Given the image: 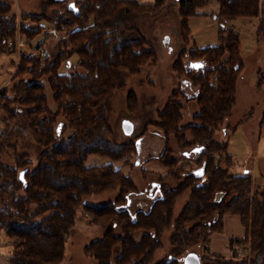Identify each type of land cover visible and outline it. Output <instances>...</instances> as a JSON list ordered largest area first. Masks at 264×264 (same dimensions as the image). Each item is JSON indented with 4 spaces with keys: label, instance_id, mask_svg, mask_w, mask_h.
<instances>
[{
    "label": "trees",
    "instance_id": "trees-1",
    "mask_svg": "<svg viewBox=\"0 0 264 264\" xmlns=\"http://www.w3.org/2000/svg\"><path fill=\"white\" fill-rule=\"evenodd\" d=\"M166 1L47 0L59 13L53 19L56 29L64 33V49L53 59L40 54L42 43L34 47L38 56L21 53L13 77L17 82L10 88L13 96L6 94V87L0 90V110L8 115L2 119L9 121L17 115L15 109L20 111L41 148L35 166L26 154H15V164L10 165L2 159L9 146L8 133L0 131V232L12 239L9 264H62L80 206L92 224L104 228L102 237L84 245L85 253L97 264H149L162 247V233L171 227L172 249L155 264H182L180 258L189 246L223 230L226 213L238 215L245 227L243 237L229 239L230 247L238 241L242 250L227 257L206 253L200 257L201 264H264V185H255L248 169L234 172L235 159L227 150V141L215 137L236 102L243 69L239 33L225 22L260 15L264 0H217L219 9L211 15L220 22L218 42L190 49L188 65L181 60L186 55L185 49L181 50L175 68L195 88L193 99L198 110L191 123L181 125L184 101L191 98L177 88L160 112L158 125L166 142L158 159L167 174L155 182L157 196L147 209H131L129 194L136 186L112 162L86 164L92 153L128 161L131 151H137L134 141L115 143L107 137L111 133L109 102L115 91L126 87L127 74H136L143 65L157 60L155 48L130 23L140 14L158 12ZM209 2L177 0L181 35L186 42L191 34L189 17L203 14L200 8ZM42 18L48 16L23 12L18 21L13 0H0V51L14 52L15 46L8 41L18 32L29 45L41 30L38 22ZM28 19L36 20L35 25L30 26ZM73 53L81 70L60 72L62 61ZM46 77L52 101L43 81ZM127 101L130 110H135L137 98L132 91ZM60 117L72 130L69 137L60 135ZM187 131L192 137L189 140L185 138ZM171 134L182 147L191 148L184 150L185 156L198 148V168L176 187L164 181L166 176L177 174L179 165L168 143ZM116 187V197L105 204L85 202L91 193ZM185 193L188 200L173 219L174 206Z\"/></svg>",
    "mask_w": 264,
    "mask_h": 264
},
{
    "label": "rangeland",
    "instance_id": "rangeland-1",
    "mask_svg": "<svg viewBox=\"0 0 264 264\" xmlns=\"http://www.w3.org/2000/svg\"><path fill=\"white\" fill-rule=\"evenodd\" d=\"M13 2L18 21L21 20L23 12L44 13L49 19L42 18L38 22L41 30L32 37L29 45L25 43L24 36L18 32L21 38L19 48L15 47L14 52L0 51V90L6 87V94L10 97L13 96L10 88L14 82H17V79L14 80L13 77L21 53L33 52L38 56L34 47L42 43L47 56L53 59L57 52L64 49L61 43L64 33L56 29L53 19L59 17V13L55 12L56 8L53 5H47V0H13ZM218 9L217 0H210L206 6L200 8L203 14L189 17L188 26L191 34L187 42L181 35V16L178 12L177 0H167L158 12L140 14L130 23L135 25L155 48L157 60L146 63L136 74H127L126 87L115 91L112 95L108 109L111 133H108L107 137L115 143L134 141L137 151H131L128 161L124 159L115 161L107 156L92 153L88 155L86 164L90 166L112 162L129 175L136 186V191L129 194L130 207L133 211L148 208L153 198L157 196L155 182L167 174V168L158 159L166 142L158 122L159 114L173 90L182 88L191 98L184 101L181 125L186 126L191 123L194 113L198 110V105L193 99L195 88H192L187 76L181 77L178 74L175 63L180 59V52L183 49L186 55L181 60L188 65L191 58L187 52L190 49L215 45L218 42L220 22L211 15ZM28 23L34 26L36 20L28 19ZM225 26L239 33L243 69L237 81L236 102L230 114L218 126L215 137L227 141V150L235 159L234 172H246L248 169L255 178V185H264V11H261L258 16H238L230 19L225 22ZM77 61V54H71L68 59L62 61L60 72L81 70L76 66ZM43 81L48 98L52 101L47 77ZM130 91L137 98L135 110H130L128 106ZM12 108L14 109V106ZM251 110L252 112L248 114ZM14 111L17 115L9 121H4L2 117H8V115L4 110H0V131L8 133L9 144L2 154V159L14 165L15 154H26L33 160L32 165L35 166L41 148L35 143L23 114L17 109ZM60 119V135L69 137L72 130L68 128L63 118L60 117ZM185 138L188 140L192 138L189 131L185 132ZM168 143L172 149L171 154L178 159L179 165L177 174L166 176L164 181L170 187H176L187 173L198 168L196 163L198 154L197 150L192 149L190 155L185 156L184 150L191 148L182 147L174 134L169 136ZM252 157L254 161L250 159ZM239 164L242 165L241 168ZM118 192L119 188L116 187L91 193L85 197V202L91 205H102L113 200ZM188 197L189 194L185 193L178 199L174 206L173 219L178 217ZM75 219V227L66 241L65 258L62 264H97L94 258L85 253L84 245L102 237L104 228L92 224L83 214L82 206L78 208ZM119 230L118 226L117 232ZM172 232L171 227L162 233V247L156 251L149 264H155L169 255L172 249L170 244ZM140 234V232L137 233V239ZM244 235L245 227L239 216L226 213L223 230L211 234L205 242L189 246L182 253L181 263L201 264L200 257L206 253H220L226 257L229 254L232 255V246L239 243L234 241L230 247L229 239H238ZM11 241L8 235L3 231L0 232V264H9V257L13 251ZM118 248H115V255L118 253Z\"/></svg>",
    "mask_w": 264,
    "mask_h": 264
},
{
    "label": "built area",
    "instance_id": "built-area-1",
    "mask_svg": "<svg viewBox=\"0 0 264 264\" xmlns=\"http://www.w3.org/2000/svg\"><path fill=\"white\" fill-rule=\"evenodd\" d=\"M20 41H21V38H20L19 34H17V36L14 39L8 41V45H10V46L14 45L18 49L20 46L19 45ZM40 54L43 56H46L47 55L46 49H44L43 47H40ZM239 167L241 168L242 165L239 164ZM241 250H242V247L239 244L233 245L231 248L232 254L240 252Z\"/></svg>",
    "mask_w": 264,
    "mask_h": 264
},
{
    "label": "crops",
    "instance_id": "crops-1",
    "mask_svg": "<svg viewBox=\"0 0 264 264\" xmlns=\"http://www.w3.org/2000/svg\"><path fill=\"white\" fill-rule=\"evenodd\" d=\"M138 1H140L142 3H152V2H154V0H138ZM250 159H253V157L250 158ZM253 161H254V159H253Z\"/></svg>",
    "mask_w": 264,
    "mask_h": 264
},
{
    "label": "water",
    "instance_id": "water-1",
    "mask_svg": "<svg viewBox=\"0 0 264 264\" xmlns=\"http://www.w3.org/2000/svg\"><path fill=\"white\" fill-rule=\"evenodd\" d=\"M194 150H197L198 148H193ZM202 173V170H200L199 172H198V174H201Z\"/></svg>",
    "mask_w": 264,
    "mask_h": 264
}]
</instances>
